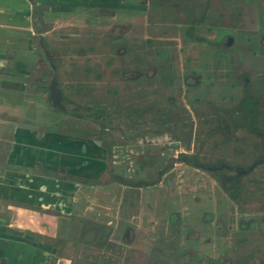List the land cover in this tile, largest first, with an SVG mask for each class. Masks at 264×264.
<instances>
[{
  "label": "flooded vegetation",
  "instance_id": "1",
  "mask_svg": "<svg viewBox=\"0 0 264 264\" xmlns=\"http://www.w3.org/2000/svg\"><path fill=\"white\" fill-rule=\"evenodd\" d=\"M25 1L31 6L29 17H25L30 21V30L28 26L16 30L31 31L32 43L28 49L19 52L7 54L9 51H6L4 60L12 67L5 66L0 69V106L4 103L9 107L16 106L22 112V116L16 119L13 126L19 125L38 132L40 136L38 141L42 140L45 146L52 149L47 172L43 173L44 177H40L45 184L42 187L51 194L48 198L50 205H53L51 212L59 214L60 202L65 206L78 207L73 236L71 234L68 236L67 233L65 235L66 226L62 220L61 225L51 228V236L46 237L49 250L47 264H55L59 256L64 255V249L68 245L71 249H76L74 251L76 264L78 244L98 248L99 244L104 247L103 243L110 246L122 243L124 247H131L137 238L134 233L131 239H128L131 229H134L132 228L134 221L144 223L155 219L157 212L162 213L163 210L178 207L177 192L169 191L153 197L149 192L160 191V186L166 182L164 180L166 174L173 173L177 163L207 172L234 169L236 173L234 177L226 180H220L216 176L213 178L220 185L222 194L236 201L241 191L240 179L247 172L242 171L240 167L233 168L225 164L213 167L199 164L189 159L193 154L190 152V144L188 150L178 151L180 142L177 137L166 141L163 147V141L167 139L164 130H169L170 127H162L161 130L154 128L155 133L146 132L152 128L150 126L160 125V120L164 117L159 108L148 106L147 99L159 100L171 96L174 88L178 87L170 81L171 74L175 71L174 65H171L170 73L169 65L163 67L167 62L163 63L165 61L162 58H155L154 53L158 51V46L164 41L177 44L176 37L182 35L181 45L187 41L190 45L202 44L209 47L210 40L206 36H209L212 30V19L216 18L212 6L221 9L217 15L218 19L227 18L224 12L229 8L236 21L245 17L244 4L252 7L259 0ZM43 7L47 9L45 12L47 15L60 16L59 24L42 20V16H35L36 11ZM253 12L254 19L257 17L259 20L258 8ZM31 18L40 20L41 29L36 23H32ZM242 24L241 21L240 26L230 25L228 28L230 32L226 30L227 27H222L219 33L216 32L222 41L218 45L221 49L232 47L233 34L243 32ZM67 30L73 32L68 34L70 37L66 39V34L60 32ZM87 32L90 38H83ZM197 32L206 36L201 40L200 37H195ZM251 32L249 27L245 30L247 34ZM55 34L61 37L57 38ZM44 40L46 42H43ZM51 49L56 51L54 55L48 52ZM149 61L162 63L160 74H157V71L152 75L146 74L147 67L152 68ZM244 77V82L248 81L247 76ZM8 78L12 79L14 87L12 90L6 89L7 83L3 81ZM257 104V99L245 89L244 97L236 106L234 113L245 116L249 128L247 130L251 135L264 139L255 126ZM187 127L182 131L191 138L194 128L191 125ZM148 137L153 141L151 144H147L150 141ZM173 143L176 155H165V150L173 149L170 148ZM66 146L67 149H72V154L76 156H64L59 151ZM112 147L122 148V158H135V166L139 168L136 172L138 179L132 180L133 173L130 172V167L122 172L123 176L111 170L113 161L108 160L119 157L110 154ZM256 151L255 149L254 152ZM219 156L216 155L215 158H222ZM66 158H78V161L71 162ZM158 158H170L171 165L166 166L170 171L165 172L163 168L155 170L154 180L146 182L148 177L144 175L145 167L150 165L158 169L161 165ZM255 158L261 159L248 168L247 174L264 164V154H257ZM229 183H233L235 187L239 184L238 189L229 191L230 188L225 187V184ZM66 194L67 197L64 198ZM114 207L117 210L115 211L117 219L112 220L110 218H113L111 216L115 213ZM141 208L150 212V215L144 217L142 212L138 215L137 210ZM120 210L123 218L118 217ZM89 215L91 218L87 217ZM174 217L172 215L170 219L176 221ZM156 220L157 217L155 222ZM84 223L98 227L96 231L94 230L95 237L93 235L88 239L93 234L91 231L86 239L78 238V232ZM102 226L126 228L124 237L127 239H120V242L102 240L99 233ZM245 226L239 224L241 229H245ZM156 234L153 232L154 237ZM147 237L149 235L145 237L144 243ZM108 251L110 252L109 248ZM151 252V248L144 246L137 254L130 256L133 259H148L152 257L149 255ZM187 254L188 252H185L179 256L176 262L187 264ZM153 255L161 258L162 252L160 250ZM124 264L130 262L126 259Z\"/></svg>",
  "mask_w": 264,
  "mask_h": 264
},
{
  "label": "rangeland",
  "instance_id": "2",
  "mask_svg": "<svg viewBox=\"0 0 264 264\" xmlns=\"http://www.w3.org/2000/svg\"><path fill=\"white\" fill-rule=\"evenodd\" d=\"M26 3L24 14L25 17H29L31 6L30 3ZM257 8L259 20L257 17L254 19L253 11ZM211 9L215 11L216 18L212 19L213 27L209 36L203 35L210 40L209 47L202 44L190 45L187 41L181 45L183 41L181 35L176 37L177 44L164 41L154 53L156 59L159 57L165 61L161 59L163 63L167 62L163 64V67L169 65L170 73L171 65H174L175 71L171 74L170 81L178 87L174 88L175 91L171 96L159 100L147 99L148 106L159 108V112H162L165 118L160 120V125L150 126L152 128L146 132L155 133L156 130L168 126L169 130H164L167 133L165 134L167 139L163 141V147L166 141L177 137L180 142L178 145L180 150L176 147L178 151L188 150V144H190V152L193 154L189 159L211 167L220 164L233 168L240 167L242 171L248 173V168L261 159L255 158L256 155L264 154V139L251 135L247 130L249 128L245 116L235 114L234 111L244 97L246 89L258 101L255 126L256 130L264 136V0H259L252 7L244 4L245 17L236 21L229 8L224 12L227 18L219 19L217 15L221 9L215 6ZM46 11L44 7L39 8L35 16H42V20L59 22L60 16L55 14H48V16ZM24 21L25 27L28 26L29 29V19ZM31 21L41 29L38 18H31ZM241 21L243 32L233 34L232 47L221 49L218 45L222 41L217 33L221 32L222 27H227L226 30L230 32L228 29L230 25L240 26ZM221 23L223 24L220 27ZM248 27L252 30L250 34L245 33ZM72 32L73 30L61 31L60 34H66L67 39L70 37L68 34ZM14 33L16 34L14 37L19 42L31 46V31L15 30ZM55 36L61 37L57 34ZM203 36L201 32L195 34V37H200L201 40ZM83 38H90L89 32L84 33ZM48 52L51 55L56 53L54 49ZM148 63L152 65V68L147 67V75H152L156 71L160 74L162 63L154 61ZM244 76H247L249 82H244ZM258 120L260 123H257ZM190 125L194 128L191 138L182 131ZM152 142L150 139L147 144ZM221 142L223 145H220ZM151 147L154 148V145ZM174 147L175 143L170 147L173 149L165 150L164 154L176 155L173 151ZM255 149L256 152H254ZM110 154L119 156L108 160L113 161L112 171L115 170L123 176L122 172L130 167V172L133 173L132 180L138 179L136 172L139 168L135 166V158H122L121 147H112ZM216 155L222 158H215ZM158 159L161 163L158 169L150 165L145 167L144 175L148 177L146 182L154 180L155 170L163 168L165 172L170 171V168H166L171 165L170 158ZM173 169V173L166 174L164 178L166 185L163 183L160 191L149 192L152 197L169 191L177 192L178 207L163 210L162 213L157 212L156 222L155 219L144 221V223L134 221L132 226L134 229H131L128 239H131L134 233L137 238L131 247L126 245L124 247L122 243L118 245L115 243L112 246L103 243L104 247L99 244L98 248L94 246L88 248L78 244V264H124L126 259L130 264H182L180 261L176 262V259L185 252H188L187 264H264V164L255 167L253 172L249 171V174L244 173L240 179V187V182L236 187L233 183L225 184V187L230 188L229 191L236 190L238 187L241 190L236 201L223 195L220 185L213 178L216 176L220 180H226L234 177L236 175L234 169H220V173L207 172L181 163H177ZM115 211L117 210L114 207L113 212ZM137 212L138 215L142 212L144 217L147 214L150 215V212L142 208ZM172 215L175 216L176 221L170 219ZM87 217L91 218V215ZM111 217L113 218L110 219L114 220L117 212ZM118 217L123 218L121 210ZM240 223L246 225L245 229L239 227ZM97 228L91 223H84L78 232V238L86 239L91 231L93 234L88 239H91L93 235L95 237L94 230L96 231ZM125 229L122 226L111 228L102 226L99 233L101 239H106V242L108 240L120 242V239H127L124 237ZM153 232L157 233L155 237ZM144 246L151 248L152 252L149 255L153 259L152 257L133 259L132 254H137ZM100 247L103 249L100 250ZM155 247L158 248L154 249ZM160 250L161 258L154 257L153 253ZM70 251L68 255L71 256L72 264H76L74 256L76 249L70 248Z\"/></svg>",
  "mask_w": 264,
  "mask_h": 264
},
{
  "label": "crops",
  "instance_id": "3",
  "mask_svg": "<svg viewBox=\"0 0 264 264\" xmlns=\"http://www.w3.org/2000/svg\"><path fill=\"white\" fill-rule=\"evenodd\" d=\"M25 3V0H0V58L3 57L0 69L12 67L4 60L6 51L12 54L28 49L14 33L16 28L26 25ZM3 81L7 83L6 89L14 88L11 78ZM21 116L16 106L5 103L0 106V264H47L46 237L51 236V228L61 225L62 220L65 235L73 236L78 207L60 202L59 214L51 212L53 205L48 202L51 194L42 187L45 184L40 177L47 172L52 149L38 141V132L13 126ZM62 148L59 151L64 156H76L67 146ZM66 159L78 161V158ZM69 252L68 245L55 264H72Z\"/></svg>",
  "mask_w": 264,
  "mask_h": 264
},
{
  "label": "trees",
  "instance_id": "4",
  "mask_svg": "<svg viewBox=\"0 0 264 264\" xmlns=\"http://www.w3.org/2000/svg\"><path fill=\"white\" fill-rule=\"evenodd\" d=\"M249 100V99H248Z\"/></svg>",
  "mask_w": 264,
  "mask_h": 264
}]
</instances>
